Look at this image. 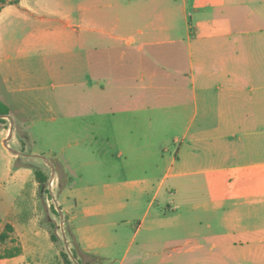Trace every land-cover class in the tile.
Instances as JSON below:
<instances>
[{
	"label": "crops",
	"instance_id": "0c3cea01",
	"mask_svg": "<svg viewBox=\"0 0 264 264\" xmlns=\"http://www.w3.org/2000/svg\"><path fill=\"white\" fill-rule=\"evenodd\" d=\"M0 100L9 107L0 116V236L13 227L0 241V264H68L48 215L37 209L35 165L37 155L62 157L73 143L61 136L44 143L41 154L31 147L36 120L28 111L43 101L82 108L90 101V113L77 110L63 120L90 124L92 159L82 165L123 171L106 185L147 186L140 171L164 160L156 196L168 179L206 190L197 207L219 214L223 224L221 231L211 223L192 229L167 252L146 240L133 252L140 227L118 258L114 245L85 244L76 224L79 202H92L82 207L88 217L98 213L96 199L55 176L50 201L81 250L67 252L70 264H82L81 255L91 257L84 264H264V0L0 3ZM171 141L175 154L165 158ZM18 244L21 254L1 252Z\"/></svg>",
	"mask_w": 264,
	"mask_h": 264
},
{
	"label": "rangeland",
	"instance_id": "374dc122",
	"mask_svg": "<svg viewBox=\"0 0 264 264\" xmlns=\"http://www.w3.org/2000/svg\"><path fill=\"white\" fill-rule=\"evenodd\" d=\"M51 82L48 79L45 84ZM49 103L43 101V104L39 105V102H36L34 110L28 111L29 115H27L31 119L36 120L35 125L32 127L36 135V142L28 141L25 138L26 133L20 123H17L16 129L21 137L30 143L31 147L35 146L34 148L40 152L39 154L45 151L43 149L46 147L44 143H49L54 137H58L56 140L59 141L62 139L60 137L63 136L66 137L63 138L65 142L68 140L73 143L72 147L68 148L62 157L59 154L55 155L49 152L37 155V164L35 165V168H45L49 177V192L40 196L37 191V209L45 213V218L46 215L50 214L49 209H53L52 214L56 216L54 223H56L58 228L59 246H61L63 253L68 259V253L74 255L81 250L77 238L68 223L65 225L64 230L66 231L64 233L59 230L62 221L61 213L50 201L54 197V189L57 188V180L54 183L55 176L60 178L61 184L72 182L79 194L85 195L88 199L92 197L96 199L93 203L99 205L98 213L88 217L82 213V207L92 202H79L80 213L76 224L82 229L80 234L84 238L85 244L94 240L104 241L112 247L114 245L116 249L114 252L118 258L123 256L126 246L134 238L135 232L140 227L141 231L135 237L133 252L138 247L136 244L145 240L157 242L159 244L158 247L165 248L164 251L167 252L174 242L187 236L188 231L192 229L206 231L209 223L217 231L223 230L219 214L208 212L204 207H197L195 200L207 195L208 192L206 190H193L184 186V183L178 184L175 180L168 179L162 186L160 195L156 196L157 190L160 188L161 178L168 170L164 160L158 161L159 166L155 167V169L149 167L144 171H140L143 175L149 176L147 186L133 184L128 187L123 186L120 190H115L112 186L106 185V182H116V180L123 177V171L108 169L102 164L96 165L95 169L88 165H82V162L92 159L91 141L86 137L87 133H90V124L85 122L75 123V119L67 123L63 120V116L67 114L75 115L77 110L78 113H90V101H85L83 108L76 107L74 104L63 106L59 101H53L51 106ZM52 117H55V120H48ZM48 132H50L49 136L43 137V134ZM63 132L68 134L63 135ZM77 140L80 141L79 144H75ZM6 144H9L10 150L14 148L10 141H7ZM164 148H166L163 152L165 158L175 154L176 145L174 141L164 145ZM76 152H82L81 154L83 155L78 156ZM155 158L156 160L157 158L160 159V154L155 155ZM64 159H69L68 167ZM19 162L21 164L24 163L22 160H19ZM44 162L49 163L51 168H47ZM57 163H60L63 173L58 172L55 168ZM87 182H93L94 185L88 186ZM173 186L178 188L177 195L171 192ZM65 194V191L60 193L58 196L59 200H64ZM167 201L172 203L170 207L167 205ZM50 203L51 206L49 205ZM68 203L74 204L71 198ZM63 219L66 220L65 218ZM68 243L72 247V253L67 248L69 247ZM1 252L4 251L2 250ZM80 258L82 264L91 260V257L85 255H81ZM129 263L127 262V264Z\"/></svg>",
	"mask_w": 264,
	"mask_h": 264
},
{
	"label": "trees",
	"instance_id": "16d2710c",
	"mask_svg": "<svg viewBox=\"0 0 264 264\" xmlns=\"http://www.w3.org/2000/svg\"><path fill=\"white\" fill-rule=\"evenodd\" d=\"M17 2H18V0H0L1 4L17 3ZM8 114H9V107L0 100V116H5ZM55 168L57 169L58 172L63 173V171L60 167V163H57ZM35 174H36L37 182L39 184V195L42 196L44 193L49 192V190H48V188H49V177L47 176L46 173L43 172L42 169H39V168H35ZM47 221L51 225L53 240L58 241L59 237L56 234V231H54V229L57 228L56 224L53 222V220L47 219ZM12 231H13V227L11 225H7V227L5 228V231H3V233L0 236V241L4 242L6 240V238L9 236V233ZM21 253H22V247L20 244H18L17 247L5 249L3 255L4 256H15V255H18ZM62 255L65 258L66 262L68 264H70V260L65 256V254L62 253Z\"/></svg>",
	"mask_w": 264,
	"mask_h": 264
},
{
	"label": "flooded vegetation",
	"instance_id": "af4514ba",
	"mask_svg": "<svg viewBox=\"0 0 264 264\" xmlns=\"http://www.w3.org/2000/svg\"><path fill=\"white\" fill-rule=\"evenodd\" d=\"M50 206H51V204H50ZM49 211L50 212H53V209H49ZM50 215H48V217H47V219L48 220H53V222H54V219L52 218V217H50ZM56 224V223H55ZM65 225H66V222H65V220L64 219H62V221H61V223H60V228H59V230H61V232L62 233H64L66 230H64L65 229ZM57 226V225H56ZM56 234L58 235V228L56 229ZM59 234H60V232H59ZM59 236V235H58Z\"/></svg>",
	"mask_w": 264,
	"mask_h": 264
}]
</instances>
